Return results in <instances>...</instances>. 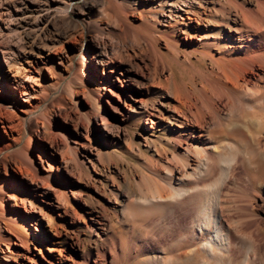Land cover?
<instances>
[{
	"label": "bare ground",
	"instance_id": "1",
	"mask_svg": "<svg viewBox=\"0 0 264 264\" xmlns=\"http://www.w3.org/2000/svg\"><path fill=\"white\" fill-rule=\"evenodd\" d=\"M239 1L226 0L218 8L208 0L142 6L145 19L154 17V28L172 47L170 60L154 45L155 37L146 46L150 50L140 46L145 49L140 61L133 62L137 53L124 55L122 47L111 59L110 38L125 47L134 32L126 19L112 29L95 22L88 27L99 37L82 34L71 52L59 58L65 69L61 74L52 66L45 78L36 72L9 83L0 99V264H32L29 245L40 251V239L46 246L41 254L45 264H74L79 253L86 260V244L95 246L102 264H113L120 240L113 228L124 216L134 231L149 232L147 240L155 245L147 253L154 255L155 264H232L236 250L242 252L237 264H255L264 247V217L259 214L264 209V0ZM62 12L70 16L68 9ZM159 13L167 20L161 29L156 27ZM215 15L226 31L213 26ZM189 56L196 59L192 65ZM181 57L178 73L174 66ZM163 72L168 74L161 79ZM58 87L60 94L46 105L51 88ZM74 96L87 101L85 109H77ZM43 105L46 110L33 118ZM13 107L28 114L27 120ZM110 113L147 118L145 158L128 181L112 183L101 212H90L83 220L81 211H73L75 219L84 221L87 240L71 237L73 250L61 255L59 243H46V237L64 228L61 213L74 196L72 170L85 163L79 146L91 159L86 150L90 121L101 117V140L118 137L110 128ZM55 114L62 115L59 126ZM155 130L162 135L155 137ZM172 229L176 235L160 246Z\"/></svg>",
	"mask_w": 264,
	"mask_h": 264
},
{
	"label": "rangeland",
	"instance_id": "2",
	"mask_svg": "<svg viewBox=\"0 0 264 264\" xmlns=\"http://www.w3.org/2000/svg\"><path fill=\"white\" fill-rule=\"evenodd\" d=\"M166 1L0 0V99H4L2 98V95L7 93L9 83H12L14 79H24L25 76H29L31 73L36 74V72L44 74L43 78H45L47 75L46 69H54L52 66H55V69L59 74L65 71L59 61V58L63 53L66 55L68 51L71 52L76 40H78L82 34L87 39H89L90 36L98 35L96 33L94 34L93 30L88 27L89 23L97 22L106 29H112L117 26V21L126 19L124 20L126 22L125 24L133 30L134 36L125 47L122 46L116 37L110 38V47H112V50L110 47H107V49H109L108 52L111 59H117L118 54L115 55V52L122 47V53L124 55L125 53L133 54L136 52V60H133V62L140 61V57H144L145 49L150 50L146 48V46H150L155 37L156 41H153L154 45L159 49L160 53L166 60H170V58H173L170 54L172 47L165 42L166 39L164 35L158 33L154 28V17L148 15L149 18L147 20L145 19L146 15L141 11L145 6H155L159 3L164 4ZM235 1L240 3L239 0ZM208 2L215 3V6L218 8L219 4H224L223 2H226V0H208ZM63 9H68L70 16H65L62 12ZM242 9H247V6L244 5L243 7L242 5ZM121 13L124 16H122ZM262 13V22L264 25V8L262 9ZM233 17L232 13L231 18ZM220 19V15H215L213 26L218 27L222 31H226L227 27L225 23L220 22ZM166 21L165 17L159 13L157 15L156 27L158 29L163 28V26L167 24ZM263 34L264 32L260 34L262 48L260 54H264ZM137 35H143L146 41L141 40ZM97 37H99V35ZM193 41L196 42V39ZM184 45L185 48L187 45ZM140 46L145 49L141 51L140 49L142 47ZM195 60V57L189 56L188 65L194 64ZM177 61L179 64L176 63V66L174 67L176 72L180 73L182 72L184 58L181 57ZM145 62L147 63V61ZM149 68L150 73H152V67L149 66ZM197 71V68H195L196 74L198 73ZM165 74H168V72H163L159 77H162ZM161 79H163V77ZM42 84L49 87L47 79L46 81L43 79ZM59 94V87L51 88L46 105L51 103ZM64 96L66 100H71L69 94H64ZM73 98L77 104L78 110L85 109L87 101L82 96H74ZM128 102L130 104L132 103L131 101ZM4 103L9 104V99H6V101L4 100ZM46 105L35 110L33 118L40 112L45 111ZM101 105L102 108H100V110H106L104 100ZM122 106H124V102L122 103ZM13 108L17 110V108ZM17 111L21 120L26 121L28 114H25L19 109ZM61 116L62 115L58 114L54 115V121L57 126L62 122ZM108 118L111 124L110 128L112 131H117H115V133H118V137L114 138L113 141L108 140L105 142L103 139L101 140L98 136V124L101 123L102 119L101 117L92 119L89 123L90 144L86 149L88 151V157L91 159L85 158V150L77 143L79 146V153L81 158H84L85 163L81 166L79 165L80 167L77 165L76 168H78V170L76 168L72 170L75 183L71 187L70 192H72L74 196L71 195L67 212L64 214L62 211L61 213L64 218V228L61 229L60 233H56L61 240H58L57 237H55L56 234L53 233H50L48 237H46V243H48V240L50 239L59 243L58 247L62 249L61 255L69 254L73 250L70 246L71 237L72 239L78 237L82 241L87 240L88 231L85 228L82 219H89L90 212H101L102 206L106 202L105 196L107 195V190L113 185L112 183H118V179H125L128 181L130 174L139 169L138 165L141 163V160L145 158L146 144L143 141L142 134L149 130L147 125L149 121L147 118L143 116L137 117V114H133V116L131 115L129 118L124 119L113 113H110ZM151 119L155 121L154 118ZM66 125L70 130V135H73L75 132H73L72 126L68 123ZM77 130L82 132L81 127H77ZM124 132H126L127 135H125ZM160 134L162 135L161 130H155L153 132L155 137L160 136ZM18 145L19 144L16 146ZM137 147H139V150H137ZM88 160H91L92 162ZM118 170L120 171V175H117ZM249 174H254V172L250 171ZM242 180H244V178H242ZM126 189V186L121 187L122 192H125ZM38 198L44 205H47L46 202H43V198ZM73 211H81L82 219H75ZM259 214L260 217H264L263 207L259 208ZM55 221L60 223L61 218L57 217L55 218ZM130 223V219L124 216L122 217L120 224L116 226V228H113L120 239L118 245L119 250L116 251L117 254L113 264H155L156 259L155 257H152L154 255L147 253V251L155 245L147 240L148 235L146 234H149V232L147 230L145 232L143 229L142 231H134L130 228ZM149 223H151V221ZM174 230L176 231V229L169 231L166 237L163 238V241H160V246L165 247L168 239L176 235L175 233H177V231L174 232ZM151 232L150 235L157 231L154 230L152 233ZM39 245L41 249L40 251L36 250L33 244L29 245L30 254L33 258V260H31L32 264H45L41 254L45 253L46 246L43 245L41 239ZM93 246L94 245L89 247L86 244L85 253L88 254L89 257L86 260L81 258V254L76 251V254H79L78 256H75L74 264H102L100 253H97L95 246ZM261 247L262 246L259 247V256L255 261V264H264V247ZM241 254L242 252L238 250L234 252L232 264L240 263ZM56 264L59 263L57 262ZM67 264L72 263L68 261ZM223 264H228V262L223 261Z\"/></svg>",
	"mask_w": 264,
	"mask_h": 264
}]
</instances>
